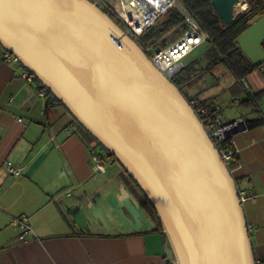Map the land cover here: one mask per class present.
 Masks as SVG:
<instances>
[{
  "label": "water",
  "instance_id": "water-1",
  "mask_svg": "<svg viewBox=\"0 0 264 264\" xmlns=\"http://www.w3.org/2000/svg\"><path fill=\"white\" fill-rule=\"evenodd\" d=\"M237 1L212 0L225 25L242 12ZM236 41L264 73V14ZM0 43L138 184L167 234L166 256L256 264L233 174L177 85L107 12L90 0H0ZM87 201L70 210L82 229L155 225L129 191Z\"/></svg>",
  "mask_w": 264,
  "mask_h": 264
},
{
  "label": "crops",
  "instance_id": "crops-1",
  "mask_svg": "<svg viewBox=\"0 0 264 264\" xmlns=\"http://www.w3.org/2000/svg\"><path fill=\"white\" fill-rule=\"evenodd\" d=\"M4 48L0 47V264H165L167 244L160 231L145 225L122 231L92 224L86 230L74 221L70 210L83 201L92 203L95 198L101 204L105 192H120L114 184L117 170L107 179L93 171L88 133L66 108L40 94L38 84L22 75V65L4 59ZM262 69L259 64L247 74L249 82L245 77L235 81L243 94L233 96L237 105L233 111L226 114L220 109L218 115L225 120L247 119L248 130L234 137L239 151L232 174L237 186L256 195L243 208L247 222L256 227L251 234L254 256L264 260ZM203 91L197 97L216 103L227 93L223 87ZM8 163L22 166V174L10 175ZM22 214L30 217L34 228L26 239L14 222Z\"/></svg>",
  "mask_w": 264,
  "mask_h": 264
},
{
  "label": "built area",
  "instance_id": "built-area-1",
  "mask_svg": "<svg viewBox=\"0 0 264 264\" xmlns=\"http://www.w3.org/2000/svg\"><path fill=\"white\" fill-rule=\"evenodd\" d=\"M105 12L109 10L116 17L118 24L130 36L151 59L155 66L163 74L175 83L176 73L183 67V59L195 48L210 38L209 33L203 28L197 16L189 10L183 8L177 0H90ZM170 9H176L183 17L186 29L173 41L164 47L155 48L149 38L143 37L153 25L163 17ZM0 47H2L0 43ZM4 59L14 61L22 65L17 56L9 49L4 48ZM22 75L28 81H34V74L26 67L22 66ZM247 87V83L244 85ZM41 95H45L42 89ZM189 104L202 122L217 151L228 167L233 172L232 162L237 157L239 148L234 139L235 135L248 130L247 119L239 116L229 120H222L215 116L221 109L219 103L207 102L194 96L189 97ZM18 120L23 121L22 117ZM91 165L95 172L106 171L102 150L97 146H90ZM7 171L13 177H19L23 172V167L8 163ZM237 194L241 205L248 199L256 200V195L249 194L248 190L237 186ZM14 222L22 228L20 237L26 239L34 234V228L30 217L26 214L19 215ZM256 227L247 222V230L251 236ZM256 264H264L261 257H255Z\"/></svg>",
  "mask_w": 264,
  "mask_h": 264
},
{
  "label": "trees",
  "instance_id": "trees-1",
  "mask_svg": "<svg viewBox=\"0 0 264 264\" xmlns=\"http://www.w3.org/2000/svg\"><path fill=\"white\" fill-rule=\"evenodd\" d=\"M184 1L186 5L189 7L190 9L189 11H191L197 16L203 28L209 33L210 38L208 39V42L214 44L216 48L222 53V60H224L228 64L230 69L234 72L235 76L241 79L245 77L247 74H249L251 71H253L259 65V64H254L244 54L239 44L237 43L236 38L240 33H242L248 27V21L253 16L257 14H264V0H247L248 8L244 9L237 16V18L229 25H225L223 23L222 19L219 17V15L215 10L212 0H184ZM106 12L115 21H117L113 13H111L109 10H106ZM164 16L166 18V21H164L161 24L162 26L157 29L152 27L149 31L145 33V35H143V37L149 38L150 36H155L156 34L161 35L173 28L182 29L183 31L186 29V25L183 22V17L176 9H170ZM263 47H264V41H263ZM34 81L38 84L39 88L45 90V94L49 97V99L52 102L54 103L58 102V98L56 97V95L52 93V91L48 87H46L35 74H34ZM202 99L204 101L211 102L210 99H206V98L205 99L202 98ZM253 100L256 101V103H258V97L256 94L253 97ZM61 106L64 107V105ZM72 120L74 121L73 118ZM88 136L98 147H100L102 152L105 154V157L109 156L112 158V160L117 161L121 166V168L124 170V172L129 175V173L122 167L121 163L116 159V157L113 154L108 153V151L104 149V147H102L101 144L93 137H91L89 134ZM237 159L238 158H235L233 160L231 168L232 167L235 168L237 166L238 164ZM140 191L142 196L144 197L148 209L150 210L151 214L155 217L156 220L155 226L152 228V230L160 231L165 239L164 240L165 244H168L169 240L167 234L163 231V225L158 219V215L155 208L150 203L145 193L141 189ZM165 264H177V263L174 258H170L165 255Z\"/></svg>",
  "mask_w": 264,
  "mask_h": 264
},
{
  "label": "rangeland",
  "instance_id": "rangeland-1",
  "mask_svg": "<svg viewBox=\"0 0 264 264\" xmlns=\"http://www.w3.org/2000/svg\"><path fill=\"white\" fill-rule=\"evenodd\" d=\"M177 2L186 10H190L184 0H177ZM164 21H166L165 16L158 20L153 25V28L157 29L161 27V24ZM182 32V29L173 28L164 34L150 36L149 39L155 48L164 47L170 41L175 40ZM182 64L183 67L176 73L175 77L185 90L187 99L189 98L188 96H190V94L193 95L192 97L195 95L199 96L197 93L203 89L205 90L203 92L210 93L212 90L218 92L221 90V87H223L227 90V93H223L218 98V101L221 105L220 111H223L227 114L228 110L233 111L235 109L237 105L233 103L232 98L238 93L239 95H242L243 89H241L236 83L239 81V78L235 76L228 64L222 60V53L216 48L214 44L205 42L202 46L189 53L183 59ZM250 75H248V77H250ZM245 78L249 82V79L246 76ZM220 111L215 113L216 117L221 118L218 115ZM221 119L224 120L223 118ZM86 138L87 142H89V146H97L89 136ZM97 148L100 150V147L97 146ZM102 154L104 153L102 152ZM103 158L106 171L99 173V175L102 176L103 179H107L116 172L119 163L112 160V158L109 156L105 157V154L103 155ZM116 176L119 177V175Z\"/></svg>",
  "mask_w": 264,
  "mask_h": 264
},
{
  "label": "flooded vegetation",
  "instance_id": "flooded-vegetation-1",
  "mask_svg": "<svg viewBox=\"0 0 264 264\" xmlns=\"http://www.w3.org/2000/svg\"><path fill=\"white\" fill-rule=\"evenodd\" d=\"M175 84L180 89L182 94L187 98L186 92L183 89L182 85L177 80H175ZM116 175H119V177ZM114 184L116 185V187H118V189L120 188V190H122L121 188H123L125 191L131 192L139 200V202H140L142 208L145 210L146 214L148 216H150L156 223L155 217L151 214L150 210L148 209V207L145 203L144 197L142 196L141 191L139 189L140 187H138L137 184L135 183V181H133V179L127 173L124 172V170L121 168V166L118 167L117 172L115 173V183ZM110 224H111V227L115 226L112 223H110ZM92 225H95V224H92ZM102 228H104V227H102Z\"/></svg>",
  "mask_w": 264,
  "mask_h": 264
},
{
  "label": "bare ground",
  "instance_id": "bare-ground-1",
  "mask_svg": "<svg viewBox=\"0 0 264 264\" xmlns=\"http://www.w3.org/2000/svg\"><path fill=\"white\" fill-rule=\"evenodd\" d=\"M247 0H238L235 4L236 12H241L247 7Z\"/></svg>",
  "mask_w": 264,
  "mask_h": 264
}]
</instances>
